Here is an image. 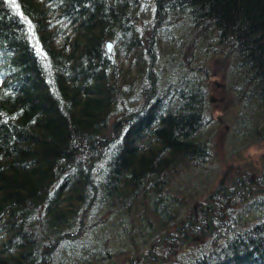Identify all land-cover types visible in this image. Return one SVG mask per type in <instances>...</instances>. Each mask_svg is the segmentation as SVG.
<instances>
[{
	"label": "trees",
	"instance_id": "trees-1",
	"mask_svg": "<svg viewBox=\"0 0 264 264\" xmlns=\"http://www.w3.org/2000/svg\"><path fill=\"white\" fill-rule=\"evenodd\" d=\"M260 141L264 0H0V264H264Z\"/></svg>",
	"mask_w": 264,
	"mask_h": 264
},
{
	"label": "rangeland",
	"instance_id": "rangeland-1",
	"mask_svg": "<svg viewBox=\"0 0 264 264\" xmlns=\"http://www.w3.org/2000/svg\"><path fill=\"white\" fill-rule=\"evenodd\" d=\"M211 80H217L220 83V86H217V85H215L213 83L216 86L214 88H217V89L220 88V87H223L226 84L225 82H223L220 79H218L216 76L212 77ZM213 96H214L215 99L214 100H210L213 103V117H217V116L221 117V115H222L225 120H223L220 123L217 122L216 120H214L213 123H212V127L218 128V127L223 126L227 130V129L230 128V126H229L230 124H229V122L227 120V117L230 115V112L229 113H223V109L224 108H223V105L220 102V101H224L225 94L223 92H221L220 90H216L215 89L210 97H213ZM218 129H220V128H218ZM215 138L218 140V142L223 141V137H222L221 133H219L218 137H215ZM219 147L220 146H217L218 151L220 149ZM230 148H232V146H230ZM232 151H234V150L232 149ZM241 153H242V156L247 157V158L257 159L258 157H261L262 155H264V141H260V142L253 143L251 145H247L244 149H242ZM230 162H231V160L228 159L227 163L230 164ZM262 167H264V164H259V171H261ZM219 173L220 174L218 175V179L216 177V182H215L216 184H213L214 188L212 189V191L213 190L215 191L217 186H219V187L222 186L226 182L225 181L226 177L228 175H231V172L229 171V166L220 167ZM217 180H218V182H217ZM224 186H225V184H224ZM219 187H218V189H219ZM212 191H210V192H212ZM226 192L229 193V191H226ZM209 204L212 206V203H207V204L203 203L202 204V207H203V209L205 211H206V208H207L206 205L208 206ZM153 263L159 264V260L158 261L156 260Z\"/></svg>",
	"mask_w": 264,
	"mask_h": 264
},
{
	"label": "water",
	"instance_id": "water-1",
	"mask_svg": "<svg viewBox=\"0 0 264 264\" xmlns=\"http://www.w3.org/2000/svg\"><path fill=\"white\" fill-rule=\"evenodd\" d=\"M112 45H113L112 40L108 39V40L106 41V48H107V51H108V52H111V50H112ZM212 82H213L215 85L220 86V83H219L217 80H212ZM221 84H222V83H221ZM214 99H215L214 96H213V97H210V100H214ZM221 100H222V99H221ZM218 187H219V186H217V188L215 189V191H213L212 193H210V196H211L212 194H214V193L218 190ZM186 223H187V221H185L184 223L178 225V226H177V229H178V230H181V228H183V227L185 226ZM164 236H167V235H166V234L162 235L161 239H162Z\"/></svg>",
	"mask_w": 264,
	"mask_h": 264
},
{
	"label": "flooded vegetation",
	"instance_id": "flooded-vegetation-1",
	"mask_svg": "<svg viewBox=\"0 0 264 264\" xmlns=\"http://www.w3.org/2000/svg\"><path fill=\"white\" fill-rule=\"evenodd\" d=\"M253 193H250V190H247L246 196L250 197ZM132 261V260H131Z\"/></svg>",
	"mask_w": 264,
	"mask_h": 264
}]
</instances>
